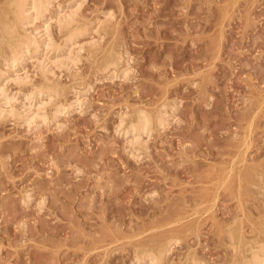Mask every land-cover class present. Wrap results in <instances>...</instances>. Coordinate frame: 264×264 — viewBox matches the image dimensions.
<instances>
[{
	"label": "rangeland",
	"instance_id": "374dc122",
	"mask_svg": "<svg viewBox=\"0 0 264 264\" xmlns=\"http://www.w3.org/2000/svg\"><path fill=\"white\" fill-rule=\"evenodd\" d=\"M78 1L89 24L73 69L43 46L0 77L15 114L0 116V264H148L140 253L164 246L162 264L249 255L264 242V0ZM114 52L127 75L103 70ZM45 84L61 94L29 123L25 97ZM142 109L168 111L138 145L125 129Z\"/></svg>",
	"mask_w": 264,
	"mask_h": 264
},
{
	"label": "bare ground",
	"instance_id": "6f19581e",
	"mask_svg": "<svg viewBox=\"0 0 264 264\" xmlns=\"http://www.w3.org/2000/svg\"><path fill=\"white\" fill-rule=\"evenodd\" d=\"M84 1V0H83ZM6 2V5L5 6H3L2 8H0V55H1V58H3V61H4V64L6 65V67H10L11 69H8V68H4L3 66V68H0V77L2 78V76H6V74L8 73V71L9 70H13L14 68H12V67H14L15 65H22L26 60H27V58H29V57H31V53H38V52H41V49H42V47L44 46H46L47 48L48 47H50V49H52V51H54L55 53V59H53L54 61H56V62H61V61H63V63H62V65H64L65 63H67V64H69L66 68H68L69 69V66H70V64H72L73 63V65H71V66H74L76 63H74L73 61H75V59H73L72 60V58L73 57H71V56H75V54H76V52H78V50L80 49H76V46H77V44L75 45V43H77L76 41H77V39L79 38V36H81V35H83V33L85 32V31H87V29H88V26H86V25H88V24H85V23H83V24H85V25H83V24H80L81 22H79V20H78V18H77V13H79L78 11H77V8L80 6H78V4H79V1L78 0H70V6H68L67 5V8H66V10H64L65 9V7H66V4H65V7H64V11L63 10H61L60 9V4H59V1H58V3H55V2H57L56 0H6L5 1ZM4 2V3H5ZM55 3V12H56V17L53 15V16H51V8L53 7L52 5ZM68 4V3H67ZM81 4V3H80ZM77 14V15H76ZM80 14V13H79ZM110 16H108V18L109 19H112L113 18V16L111 15V14H109ZM52 17H55V21H56V24L58 25L57 27H59L60 29H63V30H65L66 32H64V34H66L65 35V38L63 39V41H64V45H61L62 44V41L60 42L61 44H58L57 42L54 44L52 41H55V40H52V38L50 37V34L51 33H49V30L51 29V28H49V23H48V21L52 18ZM107 18V19H108ZM53 19V18H52ZM52 19H51V21H52ZM99 19V18H98ZM104 20L106 19L105 18V16H104V18H103ZM102 18H101V20L103 21V22H97L98 23V25H102V24H100V23H105V21L103 20ZM106 19V20H107ZM91 22V21H90ZM108 22V21H107ZM52 23V22H51ZM50 23V24H51ZM111 24H112V21L110 22ZM105 26H103V27H106V26H108V24L107 23H105L104 24ZM109 27H111L110 26V24H109ZM90 28V27H89ZM101 30V29H100ZM61 32V31H60ZM88 32V31H87ZM86 33V32H85ZM52 35V34H51ZM91 39H92V37H90ZM89 39V38H88ZM90 40V39H89ZM79 41V40H78ZM88 41V40H87ZM82 42H83V40H82ZM81 43V42H80ZM88 43H90V41L88 42ZM92 44V46H94V44L95 43H93V42H91ZM97 43V42H96ZM100 43V42H99ZM103 43V42H102ZM82 44V43H81ZM85 44H86V42H85ZM104 44V43H103ZM6 45V46H5ZM75 45V49L74 50H76L75 51V53L74 54H72L71 56L69 55L71 52H72V47ZM91 45H89V47L91 46ZM97 45H99L98 43L97 44H95V46H97ZM91 46V47H92ZM4 47H8L9 48V53H7L6 52V50H5V48ZM45 47V48H46ZM80 47H83V46H80ZM99 47V46H98ZM97 47V48H98ZM46 48V49H47ZM84 48V47H83ZM50 49H48V50H50ZM85 49V48H84ZM94 49H95V47H94ZM108 49V48H107ZM110 49V48H109ZM74 50H73V52H74ZM83 50V49H82ZM8 51V50H7ZM42 51H45V49L43 48L42 49ZM98 51V50H97ZM109 51V50H108ZM66 53V54H63V53ZM79 52H80V50H79ZM78 52V53H79ZM90 52V51H89ZM94 52V51H93ZM77 53V54H78ZM94 53H97V52H94ZM106 53H110V52H106ZM115 53V52H114ZM76 54V55H77ZM115 54H118V56L116 57V56H112V54H111V57H109V58H106V61L105 62H103L104 63V66H103V70H106V71H108V72H110L111 71V74H116V71H117V67H118V65H119V62H120V60H121V58H120V54H119V52L118 53H115ZM114 54V55H115ZM45 55V54H44ZM87 55H90V54H87ZM107 55V54H106ZM38 56V55H37ZM53 57H54V55H53ZM103 57H105V55L103 56ZM35 58V57H34ZM42 58H45V57H42ZM77 58V57H76ZM129 58V57H128ZM31 59V58H30ZM33 59V58H32ZM37 59H41L40 57L39 58H35V61L37 60ZM47 60H49V61H47V62H49L50 63V60L52 61V59H50V58H46ZM29 60V59H28ZM27 60V61H28ZM104 60V59H103ZM2 61V62H3ZM45 59H41V61H40V66L39 67H42L41 68V70L43 69V67L44 68H46L47 66H46V64H45ZM36 62H38V60L36 61ZM70 62H72V63H70ZM53 63H55V62H53ZM52 63V65H51V67L52 66H54V64ZM129 63V62H128ZM25 64V63H24ZM38 64V63H37ZM125 64H127V63H125ZM17 65V66H18ZM39 65V64H38ZM60 65V64H59ZM58 65V66H59ZM129 65V64H128ZM16 66V67H17ZM50 66V65H49ZM70 66V67H71ZM77 66V65H76ZM120 66V65H119ZM1 67V66H0ZM19 67V66H18ZM121 67V66H120ZM22 68V67H21ZM20 68V69H21ZM54 68V67H53ZM72 68V67H71ZM74 68V67H73ZM72 68V69H73ZM48 69V68H47ZM18 70V69H17ZM24 70V69H23ZM46 70V69H45ZM121 70V69H120ZM120 70H118L119 72H120ZM128 70H131V69H129V68H127V66L125 67V68H123V70H121V71H123L124 73H123V76L125 75V73H126V75L128 74L127 73V71ZM20 71V70H19ZM27 71V70H26ZM50 71H51V69H50ZM75 71V70H74ZM118 71H117V73H118ZM24 72H25V70H24ZM53 72V71H52ZM130 72V71H129ZM19 73H21V72H19ZM19 73H15L14 74V71H13V76H12V80L14 79L15 80V82L16 83H19L20 85H22L21 83H24V82H26L27 81V79L29 78H27L26 79V77H25V75H22V73L21 74H19ZM42 73H43V77L44 78H46L47 79V77H45V74L44 73H46V76H47V73L49 74V72H45L44 71V69L42 70ZM76 73V72H75ZM75 73H74V75H75ZM11 74V73H10ZM52 74V73H51ZM108 74H110V73H108ZM12 75V74H11ZM27 76H28V73L26 74ZM54 75V74H53ZM9 75H7V78H9L8 77ZM30 76V75H29ZM57 77V76H56ZM112 77H115V76H112ZM126 77V76H125ZM7 78H5V79H7ZM11 78V77H10ZM55 78V77H54ZM25 79H26V81H25ZM29 79H31V78H29ZM49 79V82H50V77L48 78ZM48 79L46 80V81H48ZM8 81H10L9 79H7ZM55 80V79H54ZM54 80H52L51 81V83L54 81ZM4 81V80H3ZM29 81V80H28ZM27 81V82H28ZM7 82V81H6ZM12 82H14V81H12ZM48 82V83H49ZM55 82V81H54ZM2 83V82H1ZM4 83H5V81H4ZM47 83V82H46ZM3 84V83H2ZM1 84V85H2ZM25 84V83H24ZM44 84V83H43ZM58 84V83H57ZM0 85V116H1V114L2 113H4V112H8V114H10V111L12 112V110H11V108L9 107V110L6 108L5 109V107H7V106H5L4 107V105H6L7 103H10L9 101H11V100H9L10 98V96H8V94L6 93V89H4V87H2ZM5 85V84H4ZM39 85V84H38ZM38 85H37V87H34L31 91H30V94L28 93V95L25 97V99H27L28 100V112L30 111V110H32V105H36V104H38V106H40L41 104H43V100H42V98H43V96L44 95H48V96H53L54 97V95L57 97L58 95H60L59 94V88L57 89V87L56 86H54V85H52V84H45V85H41L40 87H38ZM59 85V84H58ZM33 86V85H32ZM61 90V89H60ZM61 92V91H60ZM80 93V92H79ZM76 94V93H75ZM10 95V94H9ZM77 95V94H76ZM52 99V98H51ZM54 99H55V97H54ZM78 100V97L76 98V101ZM26 101V100H25ZM23 103V102H22ZM60 103V102H59ZM71 103V102H70ZM27 104V103H26ZM25 104V105H26ZM73 104V103H72ZM72 104H70L69 106H71ZM76 104V103H75ZM9 105V104H8ZM37 105L35 106L36 108L38 107ZM60 106H62V104H60ZM64 106V105H63ZM164 106H167V105H164L163 104V107ZM171 106V105H170ZM13 107V106H12ZM35 107H33V108H35ZM65 107H66V105H65ZM162 107V108H163ZM38 108H40V107H38ZM62 108V107H61ZM70 108V107H69ZM171 108V107H170ZM56 109H59V108H56ZM157 109V108H156ZM168 109V108H167ZM172 111H173V106H172ZM170 109V110H171ZM5 110H7V111H5ZM16 112H17V110H18V108H17V110H16V108L14 109ZM36 110H40V109H36ZM42 110V109H41ZM144 109H142L141 111H140V113L138 114V116L136 117L137 119L135 120V121H133V120H130L129 121V119L131 118H129L128 119V121H129V123H128V125H126V127L128 126V128H126L125 130H129L130 132H132V134L134 135V138H133V136H132V143H141V141H142V139H140V138H143L142 136H141V134L142 133H144V132H148V131H150V130H152V128H153V125H154V121H157L156 123H158V125H160V124H164L165 123V125H166V120H167V115L165 114V112L166 111H168V110H166L163 114H158V116L157 117H153L151 114H150V112L149 111H147V112H145V110L143 111ZM157 110H159V112H161L160 111V109H157ZM164 110V109H163ZM175 110V109H174ZM54 111H56V110H54ZM53 111V112H54ZM58 111V110H57ZM154 111V110H153ZM171 111V112H172ZM137 112V111H136ZM149 112V113H148ZM158 112V111H157ZM13 114H14V112H12ZM38 113V112H37ZM154 113H155V111H154ZM153 113V114H154ZM162 113V112H161ZM8 114L7 115H5V116H8ZM20 114V112H18V115ZM27 114V113H26ZM25 114V115H26ZM55 114V113H54ZM134 114V113H133ZM170 114V113H169ZM11 115V117H12V114H10ZM15 115V114H14ZM24 115V116H25ZM41 115V114H40ZM172 115H173V113H172ZM171 115V116H172ZM17 116V115H16ZM20 116H22V113H21V115ZM39 115H37L36 114V111H33L32 110V113H29V114H27V116H26V121L27 122H29L30 123V120H32L34 117H38ZM44 116V115H43ZM42 115L41 116H39V118H41V117H43ZM135 116V115H134ZM155 116H156V114H155ZM169 116V115H168ZM17 118V117H16ZM19 119H21L20 117H18ZM38 118V119H39ZM44 118H46L45 116H44ZM124 118H126V117H124ZM134 119V118H133ZM170 119V118H169ZM29 120V121H28ZM125 120V119H124ZM124 120H123V122H124ZM37 121V120H36ZM26 122V123H27ZM32 122V121H31ZM35 122V121H34ZM120 122H122L121 120H120ZM123 124V123H122ZM120 125H121V123H120ZM156 126H157V124H155ZM162 125H160V126H162ZM164 126V125H163ZM127 130V131H128ZM122 131H124V129L122 130ZM150 133V132H149ZM141 140V141H140ZM143 142H144V140H143ZM142 142V143H143ZM130 143V142H129ZM131 143V144H132ZM141 143V144H142ZM139 145V144H138ZM133 146V145H132ZM138 148V147H137ZM138 150V149H137ZM244 150H246V149H244ZM244 153H245V151H244ZM243 154V153H242ZM243 156H244V154H243ZM241 157V156H240ZM242 158V157H241ZM242 160V159H241ZM236 163V162H235ZM237 163H239V162H237ZM237 166V165H236ZM240 168V167H239ZM225 171V170H224ZM232 171V170H231ZM228 172H230L229 170H228ZM223 174V173H222ZM225 174V173H224ZM226 176V175H225ZM219 179H222V177L221 178H219ZM226 179V178H225ZM220 181V180H219ZM222 181H224V180H222ZM222 181H220V182H222ZM212 207V206H211ZM207 208V207H206ZM205 208V209H206ZM205 209H203V210H205ZM204 212H206V211H204ZM240 228V227H239ZM238 228V229H239ZM229 230V229H228ZM241 230H243V229H241ZM241 230H239V231H241ZM235 231H237V230H235ZM228 232V231H227ZM238 232V231H237ZM239 233V232H238ZM229 240H230V242L232 243L231 245L234 247V248H236V250L238 249V245H236L237 243H236V240H235V242H234V236H233V234H232V232H230V230H229ZM227 234V235H228ZM237 234V233H236ZM235 234V237H236V239H238V237H237V235ZM240 234V233H239ZM238 234V235H239ZM243 234V233H242ZM241 236V235H240ZM243 238H245L244 236H242ZM170 238H172V237H170ZM169 238V239H170ZM246 239V238H245ZM167 240H168V238H167ZM166 240V241H167ZM229 240H227V241H229ZM239 240V239H238ZM237 240V241H238ZM255 240V239H254ZM264 240V239H263ZM243 241V240H242ZM250 241V240H249ZM253 241V240H252ZM257 241V240H256ZM174 242V241H173ZM229 242V243H230ZM241 242V241H240ZM245 242V241H244ZM261 242V241H260ZM260 242H254V243H256V244H258V246L257 245H255V246H257V247H254L253 249H250L251 251H249V255L247 254V256H244V257H242V259H239V260H237V261H234L232 264H264V242H262V243H260ZM242 243V242H241ZM260 243V244H259ZM163 244V243H162ZM162 244H161V246H162ZM234 244V245H233ZM164 245H166V246H168L167 248H169L170 249V247H172V239H170V240H168V244H164ZM241 245H245V244H241ZM240 245V246H241ZM158 246V245H157ZM249 246V245H248ZM155 247V246H154ZM159 247V246H158ZM165 247V246H164ZM161 248V249H159V250H155V249H148V248H144V249H148V250H143V252H142V254L140 253V255H139V257L141 258V259H143V260H148L147 261V263L148 264H162V259H163V256L167 253L166 252V249L165 248ZM247 247V246H246ZM250 247H251V244H250ZM244 249V248H243ZM240 251H242V250H239V253H240ZM243 251H246V248H245V250H243ZM248 251V250H247ZM166 252V253H165ZM169 252V251H168ZM238 253V254H239ZM242 253V252H241ZM235 254V253H234ZM244 254H245V252H244ZM244 254H242V255H244ZM235 256H236V254H235ZM239 256V255H238ZM137 257V256H136ZM188 258V257H187ZM195 258V257H194ZM197 258V257H196ZM190 259H192V255H191V258ZM190 259L188 260V261H190ZM138 260V259H137ZM195 260V263L196 264H209V263H204L203 261L202 262H200L199 260H198V258H197V260L196 259H193V261ZM231 260V259H230ZM142 261V260H141ZM233 261V260H232ZM186 264H187V262H186ZM190 264H194V263H191L190 262ZM229 264H230V262H229Z\"/></svg>",
	"mask_w": 264,
	"mask_h": 264
}]
</instances>
